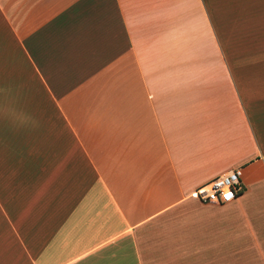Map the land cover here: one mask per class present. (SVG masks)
Instances as JSON below:
<instances>
[{"label": "crops", "instance_id": "0c3cea01", "mask_svg": "<svg viewBox=\"0 0 264 264\" xmlns=\"http://www.w3.org/2000/svg\"><path fill=\"white\" fill-rule=\"evenodd\" d=\"M234 170L264 190V0H0V264H203ZM213 257L264 264V219Z\"/></svg>", "mask_w": 264, "mask_h": 264}, {"label": "rangeland", "instance_id": "374dc122", "mask_svg": "<svg viewBox=\"0 0 264 264\" xmlns=\"http://www.w3.org/2000/svg\"><path fill=\"white\" fill-rule=\"evenodd\" d=\"M252 34L256 35V33ZM256 36H258V39L260 38V34ZM30 73L31 71L27 67V78L30 77ZM29 91L32 90L29 89ZM39 91L43 92L44 90L39 89ZM31 107L34 109L31 111L29 110L28 113L34 112L35 106ZM27 109H29V105H27ZM40 113V117L45 115L43 116L44 118H40L34 114L35 119L24 129L28 132L30 137H26V135L18 137L15 135L16 130L11 131L10 154L16 153L18 148L19 151L23 148L25 150L24 141L27 142L29 139L33 141V138H39L34 135H44V133L48 132V130H45L42 126L41 119L53 121L54 116L59 118L56 112H51V109L49 112H45L42 106ZM29 152L30 151H27V153ZM11 163L13 164L14 162ZM241 194L243 195V189ZM189 202L193 203L195 207L192 209V213L186 214V229L190 228L194 232L197 239L195 241L196 248L202 249L210 254L208 257L202 258L203 264H218V261L223 258L213 257V250H225L227 240L231 239L234 235L257 231L258 222L264 219V190H256L255 192L247 193L235 203L225 206L200 204L198 201L191 198ZM175 216H177V213ZM229 242L231 244V241ZM95 259L96 256L91 257L81 264H88V262H92Z\"/></svg>", "mask_w": 264, "mask_h": 264}, {"label": "built area", "instance_id": "2783aa9c", "mask_svg": "<svg viewBox=\"0 0 264 264\" xmlns=\"http://www.w3.org/2000/svg\"><path fill=\"white\" fill-rule=\"evenodd\" d=\"M241 171L234 170L222 174L192 193V197L202 204L225 206L235 202L242 191Z\"/></svg>", "mask_w": 264, "mask_h": 264}, {"label": "trees", "instance_id": "16d2710c", "mask_svg": "<svg viewBox=\"0 0 264 264\" xmlns=\"http://www.w3.org/2000/svg\"><path fill=\"white\" fill-rule=\"evenodd\" d=\"M240 195H242V194H240Z\"/></svg>", "mask_w": 264, "mask_h": 264}]
</instances>
